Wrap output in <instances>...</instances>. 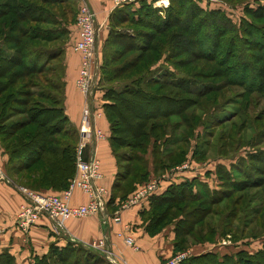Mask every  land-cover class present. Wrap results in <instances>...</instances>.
I'll use <instances>...</instances> for the list:
<instances>
[{
  "label": "trees",
  "instance_id": "trees-1",
  "mask_svg": "<svg viewBox=\"0 0 264 264\" xmlns=\"http://www.w3.org/2000/svg\"><path fill=\"white\" fill-rule=\"evenodd\" d=\"M170 1L166 8L157 9L140 0L135 7L123 4L108 14L109 20L140 26L134 33L111 31L105 38L106 48L113 35V45L103 55L101 67L103 80L109 82L102 94V109L116 165L108 202L116 196L122 199L135 184L146 181L149 164L155 173L185 160L193 119L203 114L205 102L214 101L209 95L211 88L197 93L201 99L195 92L190 95V85L198 82L192 84L189 79L221 77L230 86L242 87L244 93H263L264 23L245 25L241 36L218 9L203 10L188 0L180 16L176 8L180 3L174 7V0ZM68 4L69 0H0V148L6 155L4 171L14 183L37 191L65 189L75 171L78 134L63 108L64 24L72 14L71 7L66 9ZM189 10L193 14L186 16ZM246 12L255 19L264 18L263 5ZM235 42L244 48L251 44L255 52L236 53ZM161 55L167 65L183 73L173 89L164 83L166 76H171L169 69H163L162 82L155 79L157 69L152 65ZM198 59L216 60L221 66L204 73L193 67ZM243 107L240 103L231 115H221L215 125L225 127L234 122L232 118ZM18 114L24 117L13 119ZM232 130L225 131L231 143L237 133ZM162 136L170 147L162 145L159 151L158 145H152L150 163L142 153L150 139L155 142ZM223 139L218 140V150ZM198 141L192 157L206 146ZM231 146L224 148L235 151ZM118 148L124 151L118 152ZM242 164L232 163L231 171H218L223 186H228L225 189L209 190L192 178L171 182L161 193L152 194L148 208L140 211L146 230L153 233L172 224L176 250L213 241L214 236L225 233L233 241L253 235V226L264 220V196L250 188L258 189L264 180L260 181L259 175L250 181L246 179L249 175L234 179L235 173H245L248 164ZM194 184L200 189L194 190ZM0 264H15L6 248L0 250ZM29 264L114 263L86 243L68 238L62 245L50 242ZM179 264H264V237L260 248L252 252L244 248L222 254L206 250L189 254Z\"/></svg>",
  "mask_w": 264,
  "mask_h": 264
},
{
  "label": "rangeland",
  "instance_id": "rangeland-1",
  "mask_svg": "<svg viewBox=\"0 0 264 264\" xmlns=\"http://www.w3.org/2000/svg\"><path fill=\"white\" fill-rule=\"evenodd\" d=\"M139 1L140 0H137L136 2L139 3ZM144 1L146 2V0ZM156 1L157 0H150V3L152 6L156 7L157 9H164L171 2L170 0H158L157 2ZM189 1L188 0L173 1L174 7H176L175 6L176 3L177 4L180 3V7H176L177 12L180 14V16L184 15L185 8L183 6L186 5V3H188ZM192 1L191 2L195 6H199L203 10L218 9V11L223 12L225 17H227L231 22V24L234 25L235 30L240 34L242 33L241 36L244 34L243 32H240V30L245 25L247 24L250 25L251 23L262 25L264 23V18L255 19L246 12L247 10L251 11L257 9V7L259 6L262 5L264 6V0H192ZM133 3L135 2L130 3L132 7L138 5ZM68 6H66V9H70L71 7L72 14H70L69 18L64 24L67 29V33L63 37V58H62L63 81L67 66L66 55L71 51L70 46L74 37V33L76 35L75 21L79 11L81 10V0H69ZM158 13L160 14V11ZM192 14L193 11L189 10L187 11L186 16ZM180 19L182 20V18ZM136 29H140V26L134 24L133 22H127V21L118 22L116 19L114 20L113 18H111V20H109L107 17V22L105 23L103 30L105 36L102 42L100 43V48L98 49L99 59H97L96 62V68H95L96 76L94 77L96 82L95 85L93 86L94 92H97L98 94L101 95L99 97L101 100H103L102 94L105 91V88H107L109 85V82L103 80V74L101 69L103 64V55L105 56V52L108 51L109 46L113 45L112 44L113 35L109 37L110 40L106 48H105V38L109 33H112L114 31H121L124 33H134ZM167 31H171V29L169 28ZM235 45L237 50L236 53L240 52L241 50H247L250 51L253 55L256 49L253 48L251 44L250 46L247 45V47L245 48L242 45L237 44V42H235ZM3 52H5L6 54L9 53V51L7 50H3ZM95 55L96 58H98L96 51H95ZM163 57L164 55H161L160 58L155 62L154 66L152 65L153 68L156 67L157 69V74H155V79L158 82H162L165 76L164 75L165 72L163 71V69H169L168 71H170L171 76L167 75L166 78L164 79V83L171 84L172 86L170 88L173 89L172 87H174V83H176L177 79L181 75H183V73L178 67L173 69L170 65H167ZM78 66H79V59H78ZM78 66L76 69V75H77ZM220 66L221 64H219L216 60L209 61L207 59H198L193 62V67H195L196 69H200V71L204 73L218 70ZM193 81L198 83L194 85H190V89H189V91L191 92L190 95H192V93L194 92L196 94L200 92L202 93V91H204L205 89L211 88L212 90L210 91L209 95L214 96V101L210 102L208 100L207 102H205V105L203 107L205 111L203 112V114L201 116H198V118L193 119V125H194L192 129L193 133L191 134V136L188 138L187 141L188 142L187 153H186L187 155L185 157V160L181 161L177 165H174L164 171L160 169L154 170L155 173H153L152 177L160 178L162 176L168 175L169 174L168 172L171 168L178 166L183 162H187L191 164L190 169H192L193 167L194 168L202 167V172L200 173L201 180L198 181L204 183L209 190L218 191L220 189H225L228 187L227 185L225 186V184L223 186L222 183L223 180L222 178L219 177L218 171L221 170L231 171L230 169L231 164L239 162L240 165L242 163H243L242 165L244 164H248V165L245 166L246 167L245 173L242 171H240V173H235L234 179L236 180L244 179L246 175H249V178L246 179L250 181V178L259 175L258 177L260 178V181L264 180V80H262L261 82V89H262L261 91L263 93H259L257 91L244 93L242 87L230 86L227 84V81L221 77L219 79L210 78L208 80L189 79V82H191L192 84ZM115 84L116 83L113 82L111 85L113 87H116ZM78 91L82 94V92L79 89ZM196 94H194L196 98L198 99L202 98L201 96ZM240 103L241 105H244V107L242 108L240 113H238L234 118H232L231 122L232 121L234 122L230 124H225L227 125L225 127L215 125L217 124V119L221 115H225V116L231 115L234 112V109H237L239 107ZM100 108H101L100 109V113H101L103 112L102 104ZM82 109L83 106L81 107V111H80L81 112L80 125L78 128L75 127L78 134L76 150L84 146V141H85L84 139H86L87 137L86 124L82 120ZM18 117H24V115L18 114L14 116L13 119H17ZM231 127H233L232 130L233 132L237 130V133H234L236 139H233L232 143L227 141L225 136V134H227L225 133L226 129H231ZM163 138L164 136L160 137V139L156 140L155 142L152 139H150L145 151L142 153V156H144V158H146L147 161H150V163L152 162V155H151L152 145L155 146L158 145L159 151L161 150L162 145L164 146L167 145L166 142H163ZM219 138H224L222 140L223 146H221L222 148H220V150H218L219 149L218 145H220V142H218ZM198 140H201L202 145H206V146L203 147L204 150L202 151L200 150L198 153L194 155V157L196 158L195 159L194 157L191 156V152L194 148V145H197V143L199 142ZM225 145H232L231 147L232 148L235 147L236 150L233 152H227L229 150L227 148H224ZM169 147L170 146H166L165 148H169ZM116 150L118 152L124 151L123 149L121 150L119 148ZM204 169L206 170L205 173H203ZM195 189L199 190L200 189L199 185H195L194 190ZM202 189L203 188H201V190ZM263 189H264V184L263 186H260L258 189L250 188V190L256 191L259 195L262 194L264 196V193H262ZM263 218H264V214H263ZM252 231L254 233L253 235L245 234L246 236L237 239L238 241H233V239L229 237V234L226 233L220 236L218 235L214 236V238L216 239L207 242L210 243L215 242V243L210 244L208 246L211 250L213 249L215 252L219 253L221 249L218 248L216 240L223 238V239H227L225 244L227 249H224L227 252H231V250H235L238 247H245L248 250H253L256 248L255 250H257L258 248H260L261 241L264 237V220L262 224L257 223L255 226H253ZM185 249L186 247L181 248L179 250H185Z\"/></svg>",
  "mask_w": 264,
  "mask_h": 264
},
{
  "label": "crops",
  "instance_id": "crops-1",
  "mask_svg": "<svg viewBox=\"0 0 264 264\" xmlns=\"http://www.w3.org/2000/svg\"><path fill=\"white\" fill-rule=\"evenodd\" d=\"M81 1L88 3L95 13V51L97 59H99L98 49L105 36L103 32L104 26L107 22L108 14L113 7L110 0ZM78 57L79 55L72 50L66 55L67 66L64 75L63 108L71 124L78 128L80 125L81 107L86 102L90 105V120L86 126V134L89 138L86 137L84 139V145L87 147V156L94 154L98 160L101 177L95 183L107 190L103 212L99 215L89 214L69 217L63 221L59 228L53 227L50 219L40 215L26 233L21 232L15 226L14 219L17 208L22 202V196L17 189L22 185L14 183L5 174L4 164L6 155L0 148V172L2 174V178L0 179V250L6 248L14 256L15 264H29L32 256L44 253L50 242L62 245L69 238L77 242L87 243L104 237L105 247L109 250V253L105 254L103 251L97 250L114 264H157L158 261L178 251L175 249L172 240V224H167L156 232H148L140 214V211L148 208V201L146 204L133 205L121 209L122 201L133 190L128 192L122 199L116 196L111 202H108L111 184L116 171L115 160L107 141L108 123L104 113H100V107L103 102L99 98L101 95L93 90L90 96L86 98L74 86L73 80L78 66ZM94 129H99L104 134V137L101 139L93 137ZM148 171V178H150L153 176L150 164L148 165ZM201 172L202 167H193L190 170L182 171L178 175L175 174L172 183L192 178L201 180ZM205 172L206 170L204 169L203 173ZM168 184L162 183L157 193H161ZM137 185L135 184V187ZM60 191L45 189L42 192L58 193ZM86 200V193L75 188L69 197V204H82ZM114 212H119V221L111 219ZM126 234L132 236L137 246L136 249L131 248V246L124 242L123 236ZM226 241L227 239L223 238L216 240L218 248L221 249L219 254L227 252L224 250L227 249L225 246ZM214 243L207 241L193 243L187 246L185 250L188 252V255L197 254L211 250L208 245ZM241 248L246 249L245 247H238L235 250ZM255 249L246 250L252 252ZM235 250H231V252ZM212 251L214 250L212 249Z\"/></svg>",
  "mask_w": 264,
  "mask_h": 264
},
{
  "label": "built area",
  "instance_id": "built-area-1",
  "mask_svg": "<svg viewBox=\"0 0 264 264\" xmlns=\"http://www.w3.org/2000/svg\"><path fill=\"white\" fill-rule=\"evenodd\" d=\"M136 1L111 0V3L112 7H116L132 2H135L133 4H137ZM146 2H150V0H146ZM75 27L76 35L71 42L70 48L72 51L78 53L79 66L74 83L82 92V95L87 98L94 90L97 58L95 55V14L90 5L85 1H81V10L76 17ZM82 120L86 126L89 124L90 105L87 102L83 105ZM93 137L101 139L104 137V134L99 129H94ZM79 150L80 148L76 150L74 174L65 189L58 193H47L28 189L24 186L18 187L17 191L22 196V202L15 213L14 223L21 232L26 233L40 215L46 216L51 220L53 227L59 228L63 221L69 217L89 214L99 215L103 212L107 190L95 183L101 177L98 160L94 154L88 155L85 160H81ZM190 168V163L183 162L171 168L168 175L160 178L151 176L133 189L129 196L122 201L120 208L124 209L133 205L146 204L148 198L152 194L157 193L162 183H171L175 174L178 175V173L190 170ZM1 178L2 174L0 172ZM75 188L86 193L87 200L85 203L77 205L69 204V197ZM111 219L119 221V212H114ZM123 239L131 248H137L131 235L126 234L123 236ZM86 244L94 249L103 251L105 254L109 253V250L105 247L104 237L87 242ZM186 256H188L186 250H178L158 261L157 264H179Z\"/></svg>",
  "mask_w": 264,
  "mask_h": 264
},
{
  "label": "water",
  "instance_id": "water-1",
  "mask_svg": "<svg viewBox=\"0 0 264 264\" xmlns=\"http://www.w3.org/2000/svg\"><path fill=\"white\" fill-rule=\"evenodd\" d=\"M79 157L81 160H85L87 158V147L85 145L80 148Z\"/></svg>",
  "mask_w": 264,
  "mask_h": 264
},
{
  "label": "bare ground",
  "instance_id": "bare-ground-1",
  "mask_svg": "<svg viewBox=\"0 0 264 264\" xmlns=\"http://www.w3.org/2000/svg\"><path fill=\"white\" fill-rule=\"evenodd\" d=\"M93 10V9H92ZM94 12V11H93ZM95 14V13H94Z\"/></svg>",
  "mask_w": 264,
  "mask_h": 264
}]
</instances>
